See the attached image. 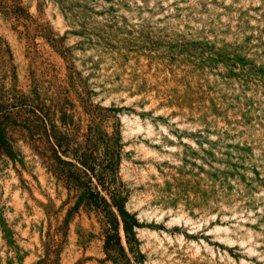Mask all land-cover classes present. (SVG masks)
I'll list each match as a JSON object with an SVG mask.
<instances>
[{
  "label": "rangeland",
  "instance_id": "374dc122",
  "mask_svg": "<svg viewBox=\"0 0 264 264\" xmlns=\"http://www.w3.org/2000/svg\"><path fill=\"white\" fill-rule=\"evenodd\" d=\"M18 3L0 264H264V0Z\"/></svg>",
  "mask_w": 264,
  "mask_h": 264
},
{
  "label": "trees",
  "instance_id": "16d2710c",
  "mask_svg": "<svg viewBox=\"0 0 264 264\" xmlns=\"http://www.w3.org/2000/svg\"><path fill=\"white\" fill-rule=\"evenodd\" d=\"M18 0H0V11L4 13L5 15H12L16 18H19L20 14L24 13V10L18 6ZM59 161L63 162L59 159ZM64 163V162H63ZM69 166H74L71 163H67ZM74 174V173H69ZM118 210L120 214H123L121 211V207H118ZM126 224V223H124ZM116 227H119V224L117 223ZM125 232L128 231V228L124 225Z\"/></svg>",
  "mask_w": 264,
  "mask_h": 264
}]
</instances>
